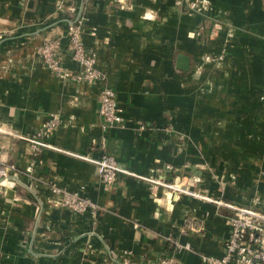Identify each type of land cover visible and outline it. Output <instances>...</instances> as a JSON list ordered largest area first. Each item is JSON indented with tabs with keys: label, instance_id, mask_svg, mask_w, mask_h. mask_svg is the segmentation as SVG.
I'll use <instances>...</instances> for the list:
<instances>
[{
	"label": "crops",
	"instance_id": "crops-1",
	"mask_svg": "<svg viewBox=\"0 0 264 264\" xmlns=\"http://www.w3.org/2000/svg\"><path fill=\"white\" fill-rule=\"evenodd\" d=\"M204 1L198 14L181 0H0V160L27 164V138L59 113L38 175L103 207L77 214L21 174L0 194V264H155L171 255L203 264L201 253L222 255L225 212L137 176L178 180L264 212V0ZM80 13L105 81L59 78L35 54ZM62 45L63 65L79 71L66 39ZM104 84L126 120L107 131L99 116ZM141 124L149 130L140 135ZM104 151L135 175L105 186L95 162ZM169 234L193 250L175 252Z\"/></svg>",
	"mask_w": 264,
	"mask_h": 264
},
{
	"label": "built area",
	"instance_id": "built-area-1",
	"mask_svg": "<svg viewBox=\"0 0 264 264\" xmlns=\"http://www.w3.org/2000/svg\"><path fill=\"white\" fill-rule=\"evenodd\" d=\"M89 1L92 0H82V3ZM181 2L187 5L190 11L198 14L204 13L207 6L204 0H181ZM69 9L75 11V8L69 7ZM81 15L80 13L75 19L67 22L64 35L45 40L37 48L35 54L40 63L59 78L88 84L105 81L107 79L106 73L97 67V51L88 48L84 43V19ZM65 39L67 41L66 49L70 57L80 66V70L77 72L68 69L62 63L64 49L62 40ZM226 51L227 45L224 44L222 53L218 55L217 59L223 60ZM99 99V116L103 130L107 131L125 125L124 108L118 102L116 91L104 84L100 89ZM261 99L264 100V95L261 96ZM60 121L59 113H51L42 126L27 138L30 153L28 162L23 167L13 162L0 160V194L7 188H15L20 181V175L23 174L44 183L59 198L57 205L69 208L77 214L85 212L97 214L103 209L98 203L83 196L78 191H70L60 186L55 178H45L38 175V170L44 164L43 151L51 147L49 139L57 129ZM138 129L140 135L149 130L146 124H141ZM165 130L170 132L173 128L170 126ZM95 162L99 177L108 188L115 185L122 173L135 175L127 168H123L117 158L106 151ZM174 169L172 164H166L167 171H174ZM137 177L163 184L165 187L172 189L178 197L187 194L204 198L215 203L220 212H225L230 229L228 237L223 242V253L221 256L201 253L200 257L203 264H264V212L249 206L202 196L184 187L178 180L168 182L160 178ZM134 226L139 227V224L136 222ZM168 239L174 244L175 252L193 250L191 244L177 241L172 234H169ZM155 264H181V261L176 255H171L158 258Z\"/></svg>",
	"mask_w": 264,
	"mask_h": 264
},
{
	"label": "water",
	"instance_id": "water-1",
	"mask_svg": "<svg viewBox=\"0 0 264 264\" xmlns=\"http://www.w3.org/2000/svg\"><path fill=\"white\" fill-rule=\"evenodd\" d=\"M180 61L182 62L181 67H182L183 69H187V68H188V57H186V56H181V57H180Z\"/></svg>",
	"mask_w": 264,
	"mask_h": 264
}]
</instances>
